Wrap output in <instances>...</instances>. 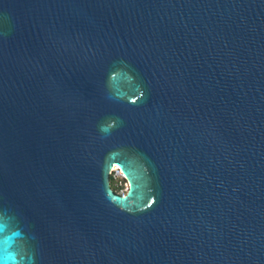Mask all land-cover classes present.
I'll use <instances>...</instances> for the list:
<instances>
[{
    "label": "water",
    "instance_id": "1",
    "mask_svg": "<svg viewBox=\"0 0 264 264\" xmlns=\"http://www.w3.org/2000/svg\"><path fill=\"white\" fill-rule=\"evenodd\" d=\"M0 264H264V0H0Z\"/></svg>",
    "mask_w": 264,
    "mask_h": 264
},
{
    "label": "built area",
    "instance_id": "2",
    "mask_svg": "<svg viewBox=\"0 0 264 264\" xmlns=\"http://www.w3.org/2000/svg\"><path fill=\"white\" fill-rule=\"evenodd\" d=\"M112 177L117 180L116 185L119 187V193L125 194L128 190L129 184L122 170L118 166L114 167Z\"/></svg>",
    "mask_w": 264,
    "mask_h": 264
},
{
    "label": "trees",
    "instance_id": "3",
    "mask_svg": "<svg viewBox=\"0 0 264 264\" xmlns=\"http://www.w3.org/2000/svg\"><path fill=\"white\" fill-rule=\"evenodd\" d=\"M112 180H113V177H112ZM111 185H112V187L115 189V191H117V192H119L120 190H119V187L118 186H116L115 184H114V182L112 181L111 182Z\"/></svg>",
    "mask_w": 264,
    "mask_h": 264
},
{
    "label": "rangeland",
    "instance_id": "4",
    "mask_svg": "<svg viewBox=\"0 0 264 264\" xmlns=\"http://www.w3.org/2000/svg\"><path fill=\"white\" fill-rule=\"evenodd\" d=\"M114 182V184L116 185V183H117V180L115 179V178H113V180H112V177H111V182ZM117 186V185H116Z\"/></svg>",
    "mask_w": 264,
    "mask_h": 264
}]
</instances>
